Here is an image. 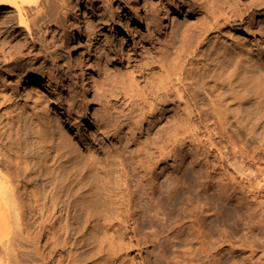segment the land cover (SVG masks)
Masks as SVG:
<instances>
[{"label": "rangeland", "instance_id": "374dc122", "mask_svg": "<svg viewBox=\"0 0 264 264\" xmlns=\"http://www.w3.org/2000/svg\"><path fill=\"white\" fill-rule=\"evenodd\" d=\"M234 1L256 14L250 22L264 21V0H142L138 14L128 0H48L42 16L28 12L37 22L30 20V30L18 21L4 24L11 16L17 20L15 9L0 21V95L6 80H53L76 116L107 114L119 125L117 142L132 161L137 211L155 216L137 247L140 264H152L161 254L171 259L173 249L187 256L188 264H264V151L252 160L236 137H220L214 124L185 134V99L176 89L164 98L154 93L161 65L187 51L206 12ZM156 4L170 9L166 29L157 28ZM78 24L83 33L72 43L68 33ZM90 50L96 71L92 97L84 99L79 76ZM59 74L67 78L56 81ZM32 103L22 111L13 105L12 116H28L30 123ZM7 107L0 108L3 138L16 129L9 130L14 125L8 124ZM163 174L172 179L170 188L161 185ZM215 222H222L220 231Z\"/></svg>", "mask_w": 264, "mask_h": 264}, {"label": "bare ground", "instance_id": "6f19581e", "mask_svg": "<svg viewBox=\"0 0 264 264\" xmlns=\"http://www.w3.org/2000/svg\"><path fill=\"white\" fill-rule=\"evenodd\" d=\"M141 1L128 0L132 14L140 12ZM47 4L0 0V21L15 9L17 20L11 16L3 23L11 27L18 21L30 30L28 14L45 13ZM154 8L157 28L166 29L170 9ZM249 17L256 20L235 1L208 10L187 51L161 65L154 93L164 98L176 89L185 99V134L214 124L220 137H236L241 151L255 161L264 151V21L253 24ZM82 33V24L71 27L69 41L77 43ZM92 55V50L86 54L87 68L79 76L84 99L92 97ZM59 75L56 81L67 78ZM53 82L6 80L0 95V108L10 107L4 109L8 124L14 125L9 130L16 128L3 138L0 116V264H140L137 247L155 216L137 211L132 161L117 142L119 125L107 114L76 116L74 104L65 106ZM29 101L30 123L28 116H12L13 105L22 111ZM162 177L161 185L170 188L172 179ZM205 218L198 221L200 234ZM214 224L220 231L222 222ZM173 255L161 254L152 264L189 263L176 249Z\"/></svg>", "mask_w": 264, "mask_h": 264}]
</instances>
